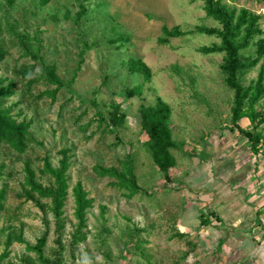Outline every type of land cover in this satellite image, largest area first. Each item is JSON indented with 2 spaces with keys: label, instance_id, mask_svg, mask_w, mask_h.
Returning <instances> with one entry per match:
<instances>
[{
  "label": "rangeland",
  "instance_id": "374dc122",
  "mask_svg": "<svg viewBox=\"0 0 264 264\" xmlns=\"http://www.w3.org/2000/svg\"><path fill=\"white\" fill-rule=\"evenodd\" d=\"M82 3L87 15L76 23L72 18ZM222 3L260 15L263 35L242 52L256 55V43L264 39V0ZM163 26L192 33L162 44ZM200 26L221 28L207 17L201 1L50 0L41 5L40 0H20L9 7L0 0V79L13 85L3 107L30 127L24 153L7 143L0 146V256L10 253L2 264H264L262 241L245 243L246 232L221 226L215 237L201 227L200 215L217 222V211L212 201L204 207L197 186L186 182L214 134L249 144L230 130L235 92L221 69L224 53L201 52L220 39L199 34ZM14 31L28 34L32 51L56 68L65 85L56 96L51 92L57 86L45 80L29 86L23 72L39 74L41 65L25 53ZM121 36L124 43L113 42ZM130 58L151 68L150 80L130 73ZM262 69L264 56L240 76L241 83H255ZM138 85L142 94L127 98L126 90ZM158 99L172 109L169 125L181 146L172 150L176 166L168 172L169 181L154 164L142 129V108ZM114 102L121 103L125 123L108 127ZM257 109L264 112V98ZM247 127L264 135V124L257 130ZM227 145L234 148L231 139ZM46 160L56 170L62 161L68 164L61 224L51 199L33 192L27 182L29 162L38 183L53 185ZM130 167L138 191L129 184ZM78 183L91 202L83 228L75 216L73 189ZM42 238L44 259L35 250Z\"/></svg>",
  "mask_w": 264,
  "mask_h": 264
},
{
  "label": "trees",
  "instance_id": "16d2710c",
  "mask_svg": "<svg viewBox=\"0 0 264 264\" xmlns=\"http://www.w3.org/2000/svg\"><path fill=\"white\" fill-rule=\"evenodd\" d=\"M20 0H5L7 6L12 7ZM193 2H204V9L208 18L218 22L221 28H208L205 26L197 27L199 34L215 36L220 39V44H213L210 47H203L201 52L204 54L224 53L223 64L221 69L225 74L226 85L234 90V103L232 107V127L231 131H238L242 136L246 137L249 142L251 153L258 154L264 149V135L261 131L250 132L247 126H252L254 129L264 124V112L258 110L259 102L264 98V70L262 69L255 83L244 86L240 81V76L246 71L257 66L261 58L264 56V39L258 40L256 55L242 53L252 46L256 38L263 35V30L260 24L261 17L249 9L229 8L222 0H192ZM50 0H40L41 5H46ZM87 15V6L80 4L79 11L75 17H70L69 13L66 18H72L76 23L81 21ZM163 37L159 38V42L167 44L170 38H180L190 35L192 31H182L180 27L169 29L167 26L162 28ZM15 33V37L33 60L41 65V73L34 75V70L23 72L28 78L29 86L34 85L42 80L48 84L57 86L51 92L56 96L60 88L64 85L62 79L58 76L54 66L47 65L38 52H33L28 45L30 36L19 35ZM36 44H40L37 36L33 37ZM113 42L124 43V38L113 40ZM3 51L0 46V62L3 60ZM130 73L140 74L146 81L152 77L151 68L142 60L130 58L126 63ZM73 82V81H72ZM12 83L5 85L3 79H0V146L9 144L16 152L24 153L27 150V137L29 134V124L16 121L10 113V109L3 107V100L6 99L12 92ZM143 91L142 85L136 86L134 89L126 90V97L132 98L136 95H141ZM94 105H97L93 101ZM121 103L114 102L112 104V112L110 114L109 124L100 116L99 120L102 123L110 126H121L125 123V115L121 111ZM172 115V109L169 104L161 99L153 106L143 107L141 110L142 129L148 136V147L151 151V156L156 167L165 173L166 179L169 181L168 172L176 166V159L172 154V150L180 149V144L173 138L172 129L169 125ZM247 120L248 124H244ZM118 139V136H117ZM45 171H47L53 179V185L44 187L38 183L36 173L31 164H25V172L27 182L33 192L40 193L51 199L52 213L58 224L62 223L63 208L65 207L66 193L68 184L66 180V172L68 164L62 161L59 169H53L49 160L44 163ZM129 184L134 191H138L139 187L136 183L134 169L129 168ZM75 199V216L79 227L83 228L86 225V211L90 207L91 202L86 198L81 183H78L73 189ZM3 200V193L0 191V207ZM202 226H208L210 221L203 214L199 217ZM61 244L60 239L57 241ZM46 239L42 238L38 241L35 250L41 259L44 254V246ZM9 252H4L0 256V264L9 257Z\"/></svg>",
  "mask_w": 264,
  "mask_h": 264
},
{
  "label": "crops",
  "instance_id": "0c3cea01",
  "mask_svg": "<svg viewBox=\"0 0 264 264\" xmlns=\"http://www.w3.org/2000/svg\"><path fill=\"white\" fill-rule=\"evenodd\" d=\"M230 136H211L186 182L197 186V197L204 207L211 201L215 205L217 222L207 217L210 224L202 226L198 220L202 228L214 233L215 237L219 236L220 226L226 231L246 232L245 243L256 240L263 245L264 153L253 154L247 142H238ZM230 139L233 149L227 145Z\"/></svg>",
  "mask_w": 264,
  "mask_h": 264
},
{
  "label": "clouds",
  "instance_id": "9594fccd",
  "mask_svg": "<svg viewBox=\"0 0 264 264\" xmlns=\"http://www.w3.org/2000/svg\"><path fill=\"white\" fill-rule=\"evenodd\" d=\"M37 71H40L39 69H37Z\"/></svg>",
  "mask_w": 264,
  "mask_h": 264
}]
</instances>
